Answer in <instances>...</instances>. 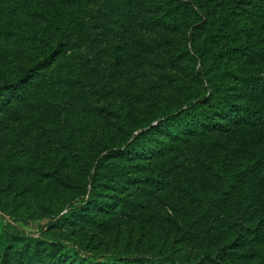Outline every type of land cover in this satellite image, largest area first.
Here are the masks:
<instances>
[{
	"label": "trees",
	"instance_id": "obj_1",
	"mask_svg": "<svg viewBox=\"0 0 264 264\" xmlns=\"http://www.w3.org/2000/svg\"><path fill=\"white\" fill-rule=\"evenodd\" d=\"M89 1L0 0V211L34 219L42 194L47 217L36 235L4 225L0 264H264V0H105L112 61L137 47L177 70L128 83L116 113L147 107L123 120L125 139L67 120L76 80L63 59L105 41ZM32 105L48 113L35 131L8 120ZM166 188L159 232L109 228L129 191Z\"/></svg>",
	"mask_w": 264,
	"mask_h": 264
},
{
	"label": "rangeland",
	"instance_id": "obj_2",
	"mask_svg": "<svg viewBox=\"0 0 264 264\" xmlns=\"http://www.w3.org/2000/svg\"><path fill=\"white\" fill-rule=\"evenodd\" d=\"M104 2L105 0H90L87 6L91 11L95 10L93 21L99 22L98 31L105 35L103 45L99 47L98 51L91 50L89 46L83 45L70 52V55L66 56L62 62L63 74L76 80L73 86L75 98L69 101L70 107L67 109L69 111L67 120L82 124L87 123L96 133L125 139L126 133L119 128L126 127L123 120L126 119V122H131L130 126H135V117L139 118L138 116H140L139 110L147 107L145 101L137 103V113H134L131 119L124 116L125 114L116 113V111L124 108L130 89V87L127 88L128 83L137 84L140 80H156L158 84L162 74H175L177 70L175 69L176 65L173 63L168 64L163 70L147 64L145 60L148 59L146 57L151 58V55L144 56L141 48L137 47L122 54L118 64L112 61L111 55L113 56L114 45L119 43V33L112 23L105 21L106 12H96ZM139 37L150 39L152 42H155L158 38L155 35L148 34L147 36L141 34ZM161 87L163 91L168 88V86ZM10 110L14 114L10 113L8 120L13 119L15 121L14 117L23 118L29 128L34 131L37 129L38 124L45 122L48 118L47 110L39 105H32L25 111L13 107ZM106 110H109V112H105ZM206 145L208 144L204 143L201 148L204 149ZM182 155L178 154L176 159H180ZM167 162L168 158L145 161L144 170H152L160 163L166 164ZM175 178H172V182H175ZM171 191V188H166L156 191V193L144 192L138 196L134 191H129L130 197L128 199L133 203L115 209L111 216L109 228L118 230L121 234L133 231L137 226L144 228L148 233L159 232L154 228L159 226L162 219L161 213L165 210V205L172 202L173 195ZM243 191L246 192V198L241 202L245 203L257 189L254 185H247ZM43 200L42 194L36 195L33 199L34 210L32 214L37 215L34 219L21 216L20 219L12 220L11 217L0 211V229L9 224L36 235L38 227L47 222V217L43 216L45 211L41 208ZM138 204L143 206L139 207ZM87 226L86 223L83 225L84 232H91L87 230Z\"/></svg>",
	"mask_w": 264,
	"mask_h": 264
}]
</instances>
